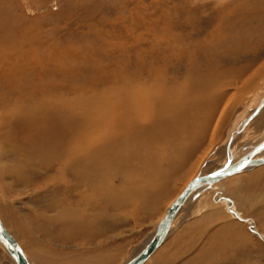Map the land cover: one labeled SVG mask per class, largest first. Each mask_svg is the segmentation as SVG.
<instances>
[{
  "label": "rangeland",
  "instance_id": "1",
  "mask_svg": "<svg viewBox=\"0 0 264 264\" xmlns=\"http://www.w3.org/2000/svg\"><path fill=\"white\" fill-rule=\"evenodd\" d=\"M222 1L0 0V16H4L0 29L8 37L7 43L0 40V50L6 49L0 57V68L5 65L0 76V174L10 186L0 193V218L32 264H125L153 238L167 209L193 179L225 166V146L256 108V117L244 126L243 134L246 131L248 136H239L237 153H246L261 140L264 0H250V9L242 17L248 22L236 28L235 44L219 59L216 80L220 88L215 92L222 97L217 117L205 127V137L185 172L166 175L172 182L169 190L157 191L165 195L164 199L150 207L134 203L140 191L129 186L134 177L128 172L107 177L100 184L103 189L88 197L78 192L71 201L65 200L52 173L25 172L20 165L16 178L28 177V187L12 180L9 174L15 167L10 160L15 157L4 147L15 143L11 147L15 150L24 143L18 145L13 140L17 134L7 131L16 107L15 102H7L9 95L13 98L20 96V91H48L43 89L46 84L75 102L78 118L85 117L81 108L86 107V101L81 95H99L107 102L108 91H146L156 85L167 91L190 75L193 58L186 59V50L197 60L199 49L213 43L212 35L226 15ZM243 1L236 0L235 5L239 7ZM16 27L24 29L21 48L10 44L19 39L13 33ZM15 49L17 55L13 56ZM45 52L51 63L41 59ZM42 62L49 64V72L39 71ZM197 62L200 74L207 71L206 64ZM25 105L22 99L18 107ZM209 118L206 113V122ZM189 140L182 139L185 143ZM262 174L264 165L229 177L212 190L194 191L182 207V217L179 213L175 220L169 235L174 230L173 238L167 241L168 237L146 264H264ZM120 202L123 205L119 207ZM15 223L27 232H16ZM0 264H16L1 241Z\"/></svg>",
  "mask_w": 264,
  "mask_h": 264
},
{
  "label": "bare ground",
  "instance_id": "2",
  "mask_svg": "<svg viewBox=\"0 0 264 264\" xmlns=\"http://www.w3.org/2000/svg\"><path fill=\"white\" fill-rule=\"evenodd\" d=\"M224 1L220 2L222 9L224 8L226 12L222 21L224 23L218 29L216 28V31L213 33V43L199 49L200 54L197 60H199L200 64L207 65V71L205 70L203 74H200L197 60L194 55L190 56V54H187L188 50H186V59L193 58V61L191 60L193 64L191 63L190 75L188 74L189 76L186 78L184 76L185 79L181 84L174 85L168 88L167 91H163L157 85L146 91L144 89L136 91H108L106 97L109 98L107 102L99 95H81V100L86 101V107L81 108L84 110L85 117L78 118L75 114L76 108L73 106L76 105L75 102L72 99L67 100L64 97L65 93H61V91H51L50 87L46 84L43 85V89L46 88L48 91H22V93L20 91V96L15 95L13 98L9 95L7 102H15L16 107H14L13 115H11V119L8 121L9 127H7V131L17 134V137L13 140L18 145H22V142L24 143V146L15 150L11 148L15 146V143L12 146L4 147V151L6 149L10 156L15 157V159L10 160L11 166L15 167L13 173L9 174L12 180L22 184L21 186L28 184V177L20 178V180L16 178L19 176L20 165L25 172L36 170L38 173L40 171L43 172V174L52 173L53 177L59 183L60 191L65 195V200L71 201L74 196L78 195V192H81V196L88 197L91 192L101 189L100 184H103L107 180V177L128 172L134 177L133 185L129 186L140 191L139 198L134 201L135 204H148L150 207L154 203L161 202L165 195L161 192L157 193V191H168L172 183L168 182L169 178L167 180L165 176L170 174L180 176L185 172L184 170L190 158L198 151L205 137V127L213 123L215 120L214 117H217L216 115L222 97L221 94L218 95L215 92L220 88L216 80L218 76L217 69H219L218 62L227 48L235 44L236 28L248 22L247 19L243 20L242 17L250 9V0H244L239 4V7L235 5L236 0H227L223 5ZM10 9L12 10V7ZM250 12L253 11L250 10ZM3 18V15L0 16V23H2ZM23 30L20 27L15 28L13 33L19 36V39L16 38L10 44L18 48L24 46L25 43L22 42ZM232 32L234 33L233 36L231 35ZM0 40L5 43L8 41V37L1 29ZM26 46H28V43H26ZM40 47L42 48V45ZM16 49L13 50L15 52L13 56L17 55ZM5 50H0V57ZM42 58L48 59L46 52ZM48 60L50 62V59ZM39 67V71H50L49 64L46 62H42V65ZM3 68H5L4 64L0 68V76H2L1 71ZM141 68H139V71H142ZM53 75H56V73ZM0 88H3L1 78ZM53 88H56L55 85ZM22 99H24L26 105L25 107H18ZM257 109H254L251 112L252 114L246 117L241 126L234 131V139L231 142L228 141L230 145L228 146L227 144L225 150H223L225 152L222 156L223 160L225 159L223 161L224 163L225 161L233 162V158L236 157L238 160L233 162L232 165L237 162L241 164L242 159L246 155L264 143V133L261 132L259 138H262L257 141L254 147L250 146L251 148H248L249 150L246 153L242 152L241 149L237 153V149H239L238 143H240L238 142V139H240L239 136L244 133V128L256 117ZM206 113L210 115L209 121L207 122ZM262 131L264 132V130ZM243 135L246 137L248 133L245 131ZM184 137L190 139L189 142L185 143L182 141ZM226 152H229L227 158H225ZM262 154H264V149L253 157V159L264 160L261 157ZM263 165L264 163L244 166L237 172L235 171L222 176L216 182L205 183L194 189L189 196L194 191H198V189L212 190L216 184H219L229 177L241 174L247 169ZM220 169H224V165ZM220 169L218 167V169L216 168V170L198 177L208 176ZM145 174L146 178H143ZM262 176L264 174L260 175V177ZM254 178L257 177L254 176ZM14 181H12L13 187H15ZM32 184L35 183L32 182ZM9 187V184L2 181L1 173L0 193L7 191ZM189 196L180 209L187 203ZM81 204L84 203L81 202ZM85 205H87L86 201ZM121 205H123L122 202H120L119 207ZM180 209L172 221L169 231L161 245L143 264H146L166 242L171 230L174 229V222L178 217L179 211L181 212ZM0 221L5 227L1 218ZM64 224L65 226L67 225L66 223ZM13 228L19 233L27 232V230L18 227L16 223ZM158 228H156L152 237L155 236ZM5 229L7 230L6 227ZM14 239L17 241L15 237ZM152 239L149 240L148 244ZM0 241L15 263L18 264L11 255L8 245L1 237ZM147 245L125 264L138 257ZM19 246L28 263L32 264V261L27 257L21 244Z\"/></svg>",
  "mask_w": 264,
  "mask_h": 264
},
{
  "label": "water",
  "instance_id": "3",
  "mask_svg": "<svg viewBox=\"0 0 264 264\" xmlns=\"http://www.w3.org/2000/svg\"><path fill=\"white\" fill-rule=\"evenodd\" d=\"M262 149H264V143L259 147L255 148L250 154L246 155L242 159L241 164L240 162H237L234 165H232V162L228 161L226 162L224 169H220L219 171L209 174L208 176L195 178L170 206L167 213L162 218L160 226L155 236L153 237L152 241L147 245V247L138 257H136L127 264H143L154 253V251L161 245V243L165 239L166 234L168 233L172 221L174 220L178 210L180 209V207L183 205L185 200L188 198V196L194 189L204 185L205 183L207 184V183L216 182L222 176L235 171L237 172L239 171V169H241L244 166L253 165V164L258 165L264 163L263 159H253V157H255ZM0 237L8 245V249L11 255L15 258L18 264H29L18 242L14 239V237L10 233H8V231L2 225L1 221H0Z\"/></svg>",
  "mask_w": 264,
  "mask_h": 264
},
{
  "label": "crops",
  "instance_id": "4",
  "mask_svg": "<svg viewBox=\"0 0 264 264\" xmlns=\"http://www.w3.org/2000/svg\"><path fill=\"white\" fill-rule=\"evenodd\" d=\"M185 205H186V204H185ZM184 208H185V207H184ZM184 208H183V209H184ZM181 209H182V208H181ZM181 209H180V210H181ZM183 209L181 210V212L179 211V213H180V217H182V213H183V211H184ZM185 210H186V209H185ZM191 211H192V210L190 209V210H189V213H190ZM187 212H188V211H187ZM178 215H179V214H178ZM180 217H179V218H180ZM178 220H179V219H178ZM174 223H175V222H174ZM190 223H191V222H190ZM186 226H187V225H186ZM172 232L174 233V230H173ZM173 233H172V236H171V237L169 236V239H168L167 241H169L170 239L173 238Z\"/></svg>",
  "mask_w": 264,
  "mask_h": 264
}]
</instances>
